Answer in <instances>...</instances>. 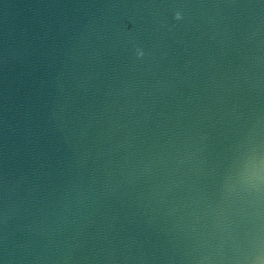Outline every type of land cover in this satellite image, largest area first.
<instances>
[{
  "label": "water",
  "instance_id": "water-1",
  "mask_svg": "<svg viewBox=\"0 0 264 264\" xmlns=\"http://www.w3.org/2000/svg\"><path fill=\"white\" fill-rule=\"evenodd\" d=\"M0 264H264V0H0Z\"/></svg>",
  "mask_w": 264,
  "mask_h": 264
}]
</instances>
